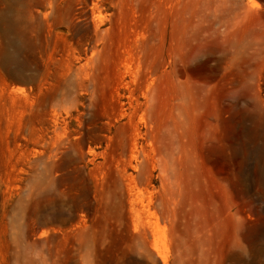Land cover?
Returning a JSON list of instances; mask_svg holds the SVG:
<instances>
[{"label": "rangeland", "instance_id": "1", "mask_svg": "<svg viewBox=\"0 0 264 264\" xmlns=\"http://www.w3.org/2000/svg\"><path fill=\"white\" fill-rule=\"evenodd\" d=\"M0 264H264V0H0Z\"/></svg>", "mask_w": 264, "mask_h": 264}]
</instances>
